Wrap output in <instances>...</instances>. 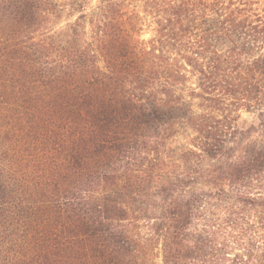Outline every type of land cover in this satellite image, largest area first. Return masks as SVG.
I'll use <instances>...</instances> for the list:
<instances>
[{
  "label": "trees",
  "instance_id": "obj_1",
  "mask_svg": "<svg viewBox=\"0 0 264 264\" xmlns=\"http://www.w3.org/2000/svg\"><path fill=\"white\" fill-rule=\"evenodd\" d=\"M92 1L0 0V264H264V0Z\"/></svg>",
  "mask_w": 264,
  "mask_h": 264
},
{
  "label": "rangeland",
  "instance_id": "obj_2",
  "mask_svg": "<svg viewBox=\"0 0 264 264\" xmlns=\"http://www.w3.org/2000/svg\"><path fill=\"white\" fill-rule=\"evenodd\" d=\"M92 2L94 3V2H96V0H93ZM253 121H254V117L252 114H250V113H244L243 114L241 123H251Z\"/></svg>",
  "mask_w": 264,
  "mask_h": 264
}]
</instances>
